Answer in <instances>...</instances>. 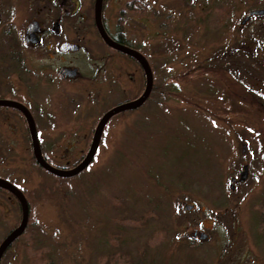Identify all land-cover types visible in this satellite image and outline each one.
I'll return each instance as SVG.
<instances>
[{
    "label": "rangeland",
    "instance_id": "rangeland-1",
    "mask_svg": "<svg viewBox=\"0 0 264 264\" xmlns=\"http://www.w3.org/2000/svg\"><path fill=\"white\" fill-rule=\"evenodd\" d=\"M229 1L231 31L219 37L181 0H153V49L145 27L129 23L154 64L152 102L115 118L78 175L41 169L25 131H0V179L29 206L28 228L2 264H264V51L252 48L264 40V17L241 27L264 0ZM104 96L119 98L109 89ZM75 134L81 146L46 148L52 167L71 169L86 154L88 133ZM20 219L0 191V244ZM194 227L208 236L197 246L183 238Z\"/></svg>",
    "mask_w": 264,
    "mask_h": 264
},
{
    "label": "flooded vegetation",
    "instance_id": "flooded-vegetation-1",
    "mask_svg": "<svg viewBox=\"0 0 264 264\" xmlns=\"http://www.w3.org/2000/svg\"><path fill=\"white\" fill-rule=\"evenodd\" d=\"M95 1L0 0V131H25L32 154L25 115L2 102L23 106L33 120L46 161L50 160L46 148L81 146L80 137L75 133H88L84 147H89L102 117L111 109L138 99L145 89V74L139 63L109 47L103 40L96 21ZM181 1L183 11L193 5L202 20H206L204 25L207 33L215 32L219 37L221 28L222 31L227 29L224 35L231 31L229 25L233 4L229 0L211 2V6L206 8L204 6L208 2L205 0ZM153 5V0H102L100 22L103 30L112 42L139 52L146 59L153 78L152 89L142 106L114 115L107 121L103 132L111 127L115 118L149 107L152 102L154 64L144 51L145 42L132 36L128 30L129 23L136 20L146 29L147 50L153 49ZM204 9L208 12L205 15ZM174 15L176 13H169V18L173 20ZM263 17L264 8L251 9L242 19L241 27ZM230 47L226 50V59L233 55ZM254 47L257 51H264V40H259V44H254ZM216 58H223V55L218 54ZM260 61L264 63V59L260 58ZM225 66V71L221 69V76L222 73L226 76L230 73L229 65ZM140 77L142 84L139 91ZM107 89L109 93L119 95V98L106 101L104 94ZM42 132L56 134L45 140L42 139ZM102 137L103 133L99 147ZM231 181L235 183L236 179L232 178ZM0 191L8 193L17 202L9 192ZM28 225L20 237L25 234ZM203 234L194 227L188 229L183 238L190 240L191 246H197L208 240L205 234L202 238ZM13 244L2 256L0 264Z\"/></svg>",
    "mask_w": 264,
    "mask_h": 264
},
{
    "label": "water",
    "instance_id": "water-1",
    "mask_svg": "<svg viewBox=\"0 0 264 264\" xmlns=\"http://www.w3.org/2000/svg\"><path fill=\"white\" fill-rule=\"evenodd\" d=\"M101 8H102V0H96L95 1V15H96V21L98 24V28L99 31L102 35L103 40L105 41V43L113 48L114 50L126 54L128 56H130L131 58L135 59L140 67L142 68L144 74H145V89L143 94L136 100L130 102V103H126L120 106H117L113 109H111L110 111H108L101 119V121L99 122L97 129L94 132L91 144L85 154V156L83 157V159L73 168L71 169H58L55 167H52L43 157L42 155V151L39 145V141H38V137H37V133L35 131L34 128V123L32 118L30 117L29 113L27 112V110L16 103H12V102H2V104H6L9 107H14L16 109H18L20 112H22L28 122V127H29V132H30V137H31V143H32V154H33V158L36 162V164L43 170L49 172L50 174L59 177V178H71L74 177L76 175H78L79 173H81L82 171H84L93 161L94 156L97 152L98 146H99V142H100V138H101V134L103 133L104 127L107 123V121L113 117L114 115L123 112V111H127V110H135L137 108H139L140 106H142V104L145 102V100L147 99L148 95L150 94V91L152 89L153 86V78H152V74L149 68V65L146 61V59L137 51L131 50L125 46H121L118 45L114 42H112L109 37L107 36V34L105 33V31L103 30L102 26H101V22H100V14H101ZM254 14V13H251ZM250 14V15H251ZM247 16L246 20L249 18V16ZM248 176V167L244 166L243 169L240 171V177H239V182H245ZM0 189L5 190L7 192H9L11 195H13L19 206H20V211H21V219H20V223L19 225L12 230L1 242L0 244V260L2 258V256L4 255V253L6 252V250L24 233L27 224H28V217H29V206L27 203V200L23 194V192L21 190H19L16 186H14L13 184H11L10 182L0 179ZM185 211H191L193 209L192 205H186L184 207ZM205 235H202V238H204Z\"/></svg>",
    "mask_w": 264,
    "mask_h": 264
},
{
    "label": "trees",
    "instance_id": "trees-1",
    "mask_svg": "<svg viewBox=\"0 0 264 264\" xmlns=\"http://www.w3.org/2000/svg\"><path fill=\"white\" fill-rule=\"evenodd\" d=\"M103 140H104V133H103V137H102V143H103ZM98 149H99V146H98ZM98 149H97V152H98ZM97 152H96V154H95V156H94V159H95V157H96V155H97ZM82 159H83V158H80V159H79V160L73 165V167H75V166H76V165H77ZM94 159H93L92 163L94 162ZM34 161H35V160H34ZM35 163H36V162H35ZM92 163H91V164H92ZM91 164H90V165H91ZM90 165H89V166H90ZM89 166H88V167H89ZM73 167H72V168H73ZM88 167H87V168H88ZM87 168H86V169H87ZM28 222H29V217H28Z\"/></svg>",
    "mask_w": 264,
    "mask_h": 264
}]
</instances>
